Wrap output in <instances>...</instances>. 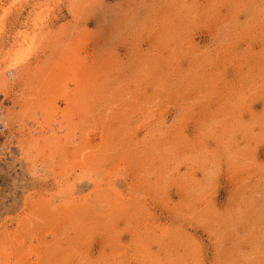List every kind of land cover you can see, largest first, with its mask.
<instances>
[{"label": "rangeland", "instance_id": "obj_1", "mask_svg": "<svg viewBox=\"0 0 264 264\" xmlns=\"http://www.w3.org/2000/svg\"><path fill=\"white\" fill-rule=\"evenodd\" d=\"M0 113V264H264V0H0Z\"/></svg>", "mask_w": 264, "mask_h": 264}, {"label": "built area", "instance_id": "obj_2", "mask_svg": "<svg viewBox=\"0 0 264 264\" xmlns=\"http://www.w3.org/2000/svg\"><path fill=\"white\" fill-rule=\"evenodd\" d=\"M6 130V125L2 119V113H0V134ZM6 147H1L0 146V153H2L1 151H3V149H5Z\"/></svg>", "mask_w": 264, "mask_h": 264}, {"label": "bare ground", "instance_id": "obj_3", "mask_svg": "<svg viewBox=\"0 0 264 264\" xmlns=\"http://www.w3.org/2000/svg\"><path fill=\"white\" fill-rule=\"evenodd\" d=\"M228 12H229V11H228ZM177 48H178V47H177ZM251 54H252V52H251ZM3 65H4V64H3ZM5 65H6V64H5ZM5 65H4V66H5ZM4 70H5V69H3V71H4ZM218 77H219V76H218ZM232 91H233V90H232ZM225 92H226V91H225ZM4 123H5V122H4ZM230 175H231V174H230ZM142 204H143V203H142Z\"/></svg>", "mask_w": 264, "mask_h": 264}]
</instances>
